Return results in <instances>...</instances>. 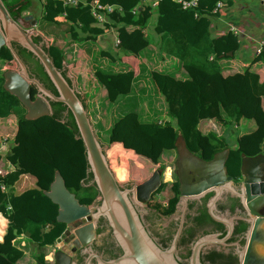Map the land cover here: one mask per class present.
I'll return each instance as SVG.
<instances>
[{"label": "trees", "instance_id": "obj_1", "mask_svg": "<svg viewBox=\"0 0 264 264\" xmlns=\"http://www.w3.org/2000/svg\"><path fill=\"white\" fill-rule=\"evenodd\" d=\"M2 1L11 14V8L22 0ZM99 1L120 7L114 8L101 25L95 23L88 4L66 5L63 0H42L36 25L47 40L54 66L62 70L63 62L73 63L71 74L84 100L83 90L92 88V97L100 91L115 102L131 93L132 85L136 89L143 85L145 77L161 95L162 118L139 117L136 111L128 110L111 125L104 153L113 175L119 170L120 154L135 165L144 159L152 163L153 156L122 148L111 138L116 129L137 135L151 152L174 150L177 135L202 159L228 147L224 166L233 178L239 173L240 152L264 153V43L244 62L236 54L238 39L233 32L211 35L208 16L214 12L216 0H202L204 8L200 0L196 11L182 9L175 0H159L152 23L153 32L159 36L156 44L155 38L142 30L149 13L140 0ZM116 24H120L117 47L122 50L118 56L96 42L99 34ZM122 24L130 30L125 31ZM140 50L141 60L137 61ZM2 58H9L6 48L0 51V61ZM1 84L0 71V130H12L11 145L0 161L2 181L7 185L5 191L0 190V216L6 220L0 238L8 229L13 237L25 234L40 251L33 255L34 264L45 263L46 253L52 251L55 238L64 228L55 220L56 207L42 192L48 188L54 170L60 172L79 203L89 204L95 196L94 190L88 194L87 188L78 186L79 178H85L84 146L81 140L76 142L70 128L54 119H25L23 105ZM239 124L244 128L234 133ZM229 134H234L231 141ZM173 189H177L175 182ZM175 198L164 210L171 209ZM23 252L11 241L5 251H0V260L19 264Z\"/></svg>", "mask_w": 264, "mask_h": 264}, {"label": "water", "instance_id": "obj_2", "mask_svg": "<svg viewBox=\"0 0 264 264\" xmlns=\"http://www.w3.org/2000/svg\"><path fill=\"white\" fill-rule=\"evenodd\" d=\"M36 22L30 13L12 17L0 0V48L6 45L15 66L1 72L2 88L23 105L25 119H54L82 141L85 178L78 186L95 191L91 203H79L54 170L42 192L64 228L48 261L36 264H264V153L240 152L234 179L224 166L228 147L202 159L177 135L178 213L160 219L143 203L162 168L129 185L115 179L69 73L72 65L54 66Z\"/></svg>", "mask_w": 264, "mask_h": 264}, {"label": "rangeland", "instance_id": "obj_3", "mask_svg": "<svg viewBox=\"0 0 264 264\" xmlns=\"http://www.w3.org/2000/svg\"><path fill=\"white\" fill-rule=\"evenodd\" d=\"M24 3L23 5H25ZM155 17V12L147 19L145 27L147 28L148 25H152ZM106 37L107 40L105 43H112L115 51L121 52L122 50L114 45V32L112 30H106ZM105 43H102L105 45ZM156 44V41H154ZM141 51L137 53V57L141 60ZM146 59V58H145ZM144 61V59H143ZM1 62V61H0ZM72 63V62H70ZM73 64V63H72ZM7 67V65H6ZM3 66L0 63V71L2 72ZM73 75V74H72ZM145 77V75H142ZM141 76H139L140 78ZM74 78V76H73ZM145 81H143V85L136 89V86L132 87L131 93H126L123 96L117 98L115 102H110L106 98L103 97V93L98 91L96 97H92L93 92L91 89L83 90L86 101V113L89 117V120L92 124V128L94 134L99 139L102 144L106 142L107 135L110 132L111 125L114 126L116 120L122 115L124 112L128 110H134L138 113L139 117L145 118H162L164 116L163 113V100L161 95L154 90L152 83L147 81V77H145ZM75 82V78H74ZM76 87V83L74 84ZM77 88V87H76ZM9 122V121H8ZM10 123V122H9ZM114 123V124H113ZM244 123V122H243ZM250 124V122H249ZM216 128V127H215ZM234 133L241 131L244 126L239 124L238 126L234 127ZM123 130L116 129L113 131L112 140L118 142L122 148H129L130 150H136L138 152H146L147 154L153 155L151 160L152 163L145 160L141 162L139 165H135L132 161L128 158L124 157L120 154L119 162H121V166H119V170L115 171V178L121 185H127L130 183L140 182L142 179L149 176L152 169L158 167L157 165L163 166V174L162 180L166 182L163 191L159 193L160 199L167 194L168 191L173 189V160L175 159V150L165 151L160 149H155L154 152L150 151V148L146 147L140 140H138L137 135H133L131 132H121ZM9 130L2 129L0 135H7L9 136ZM234 134H229L228 137L230 141L233 139ZM8 138V137H7ZM138 141H136V140ZM124 146V147H123ZM264 151V147H263ZM142 154V153H140ZM116 169V168H115ZM27 181V179H25ZM172 181V182H170ZM170 187V188H169ZM168 190V191H167ZM163 194V196H162ZM156 195H153V199ZM152 199V200H153ZM26 251H34V245L30 243V245L23 246Z\"/></svg>", "mask_w": 264, "mask_h": 264}, {"label": "crops", "instance_id": "obj_4", "mask_svg": "<svg viewBox=\"0 0 264 264\" xmlns=\"http://www.w3.org/2000/svg\"><path fill=\"white\" fill-rule=\"evenodd\" d=\"M23 1H25V3L28 2L26 7L24 8V12L30 13L32 17L37 18L41 12L42 0ZM219 1H221V5L208 16V31L211 35L219 34L225 31L233 32L238 39V48L236 50L237 56L244 62L248 61L259 50L262 43H264V4L262 0ZM201 3L204 8L205 3L202 0ZM35 26L38 30L37 25ZM144 33L145 35L148 34L151 37H154V41H156V43L159 41V36L153 32L152 25L149 24L147 28L145 27ZM106 40V32H103L96 37V42L100 47L109 50L114 56L120 55L121 52L117 53L111 42L108 44L105 43ZM102 43H105V45H103ZM147 45L142 49L146 48ZM136 58L138 61L139 58L137 56ZM66 64H70L69 66L72 65V63L70 62ZM69 73L71 74V70L69 71ZM1 132L2 130H0V133ZM9 133L10 135L8 136L6 143L2 144V156L8 151L9 146L11 145L12 130ZM119 166H121V162L119 163ZM5 225L6 220L3 219V217L1 219L0 216V228H2V231L5 229ZM11 241L24 251L23 255L18 259V263L34 264L33 255L38 254V252L40 251L38 248H34V251H26L24 249L23 246L30 245V243L33 244V242L25 234H19L13 237L11 230L8 229L7 234L3 235L2 238H0V251H5L10 245ZM45 258H48L47 253L45 255ZM0 264L11 263L6 262L2 259L0 260Z\"/></svg>", "mask_w": 264, "mask_h": 264}, {"label": "built area", "instance_id": "obj_5", "mask_svg": "<svg viewBox=\"0 0 264 264\" xmlns=\"http://www.w3.org/2000/svg\"><path fill=\"white\" fill-rule=\"evenodd\" d=\"M159 0H140V4L143 5V7L145 6L147 8V12L149 13V16L152 14V12H155L157 4H158ZM179 6L182 9H192L194 11L197 10V8L199 7V3L200 0H175ZM77 2H81L83 4H88L89 8H90V13L91 16L94 18V21L96 24H103L104 22H106L107 20V15L109 13H111L114 8L117 7V9H120V7L113 5V4H109V3H101L99 0H63V3L66 5H74ZM262 2H264V0H262ZM221 5V1L217 0L213 6V11H215L219 6ZM156 13V12H155ZM149 18V17H148ZM120 26V24H116L114 26H111L110 28H108L107 30H112L113 32H115L114 34V45L117 47V45L120 43V39L118 37V27ZM123 28L125 29V31H129L130 28H126V26L124 24H122ZM142 30H144V28H142ZM139 51H137L136 53H138ZM7 135H0V161H3L2 158V144L6 143L7 141ZM2 176H4V174H0V190L1 191H5L7 188V185L4 181H2ZM7 208H9V205H7Z\"/></svg>", "mask_w": 264, "mask_h": 264}, {"label": "flooded vegetation", "instance_id": "obj_6", "mask_svg": "<svg viewBox=\"0 0 264 264\" xmlns=\"http://www.w3.org/2000/svg\"><path fill=\"white\" fill-rule=\"evenodd\" d=\"M23 4L24 3H23V0H22L20 3L16 4L13 8H11L12 11H11L10 15L12 17L16 18V17H18L19 13L26 14L27 12H24V8L22 7ZM4 48H6V45L4 43H2L0 51L3 50ZM4 60H6V59L2 58V60L0 62V63H2L3 70L5 69L6 65L7 66L11 65V64H9V58H7V61H4ZM11 67H15V66L11 65ZM175 157H176V153H175ZM174 160H173V182L176 183V187H177L178 182H177V178H176V174H175ZM162 174H163V167H162V171H161V174H160V182L156 186V188H154V190L150 193L149 198L143 203V207L145 209L154 211L159 216L160 219H167V218H169L171 216L177 215V213H178V209L176 207V201L178 199V194L179 193H178L177 189H176V191H174V189H171L169 187L170 190L169 191L167 190L168 193L164 194L165 196H163V194H162V196H163L162 199L159 198L160 197L159 193H161L163 191V188H164V186L166 184V182H163V180H162ZM170 182H172V181H170ZM127 185H129V184H127ZM153 195H156V197L154 199L152 198ZM173 196H176V198H175V201H173L171 209L168 210V211L164 210L169 205V201H170V199ZM94 198H95V196H94ZM93 199H92V201H93ZM157 204H158V206H157Z\"/></svg>", "mask_w": 264, "mask_h": 264}]
</instances>
